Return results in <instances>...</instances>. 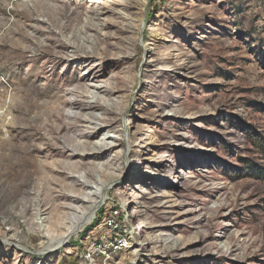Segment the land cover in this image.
Wrapping results in <instances>:
<instances>
[{"label": "rangeland", "instance_id": "obj_1", "mask_svg": "<svg viewBox=\"0 0 264 264\" xmlns=\"http://www.w3.org/2000/svg\"><path fill=\"white\" fill-rule=\"evenodd\" d=\"M74 164L103 200L44 249ZM0 264H264V0H0Z\"/></svg>", "mask_w": 264, "mask_h": 264}, {"label": "bare ground", "instance_id": "obj_2", "mask_svg": "<svg viewBox=\"0 0 264 264\" xmlns=\"http://www.w3.org/2000/svg\"><path fill=\"white\" fill-rule=\"evenodd\" d=\"M93 1H96V0H93ZM144 2H146V0H142V3H144ZM25 18H30V15L28 13L25 14ZM32 29L36 32L39 31V29L35 26L32 27ZM27 37L28 36L26 35L25 38H27ZM30 39H34L36 41V49H33V50L28 49L31 52V59H34V58H37L38 55H40L41 53L44 52V50H43L44 46L40 43L39 39H37L35 37H32ZM74 41L77 43L79 42L78 38L76 37L75 34H73L69 38H65L62 42H60L57 45V47H62L64 49H67L69 46L74 47V45H73ZM76 47H79V46L76 45ZM19 50L21 52H23V51H26L27 48H24L23 50L22 49H19ZM90 55H91V53H90ZM84 96L92 97L94 100H92V101H88V100L83 101L82 100L79 102L82 114L86 110V111H89L88 112L89 118L92 117L93 119H98L100 121L102 119H104V118L98 117V116H96V114L92 113V111L96 108V106L100 105V104H95V103H99L101 100V97L98 95V93L95 92V94H91L87 91L86 94H84ZM93 102H95V103H93ZM99 107H101V106H99ZM67 111L71 112L72 111L71 107H68ZM95 134H97V131H93L90 136L93 137ZM90 138L87 137V139H90ZM128 141H129V139L127 138V144H128ZM113 144H114L113 142H106L105 140H102L99 144V148H103L105 150H110L112 148ZM86 145L88 147L90 146L91 148L95 146V144L93 145L91 143V141H85L84 143H82V146L85 147ZM78 146H81V145L78 143H75V146H71L70 148L66 147L67 150H69L71 153V154L67 153L68 158L70 159V158H72V156L74 154H76L80 157V159L82 161L87 160L88 159L87 157H89V155H87L88 152H85L84 150H78L77 149ZM61 155H63V152L61 153ZM94 156H95V154H94ZM74 167L76 168V172H77V174H79V176L74 177V181L68 187V192L66 191L67 193L66 192L61 193L62 197H64L65 201L63 200V203L60 204L61 209L66 210L68 212L71 211L74 214L70 213L71 216L69 217V220L66 222L65 221L63 222L64 225L61 228L62 231L60 233L53 235V237L48 236V234L45 235L46 239H47V245H45L44 249H51V248L57 247L64 240L69 239L71 235L76 234L84 225L89 224L93 219V216H94L93 213L95 212V209L99 206V202L101 200H103V197H104V191L103 190H105V187L104 188H103V186L100 187V185L98 184L97 181L96 182L95 181H93V182L88 181V179L86 178L87 177V171L85 169H78L79 168L78 165H75V164H74ZM69 180H71V179H69ZM133 196L136 197L138 195L134 194ZM42 223H43V220H41L39 222V225H43ZM60 226H62V225L60 224ZM139 226L141 228H143V227H146L147 224L144 222V220H140ZM39 227H41V226H39ZM150 242H155V240L149 239L146 242V244L150 243ZM43 245H42V247H43ZM138 246H139L138 250H144L146 248L145 243H138Z\"/></svg>", "mask_w": 264, "mask_h": 264}, {"label": "built area", "instance_id": "obj_3", "mask_svg": "<svg viewBox=\"0 0 264 264\" xmlns=\"http://www.w3.org/2000/svg\"><path fill=\"white\" fill-rule=\"evenodd\" d=\"M101 225L102 234L91 243L93 251L107 255L109 252L122 250L126 246V238L120 231L121 219L118 206L108 211L102 218Z\"/></svg>", "mask_w": 264, "mask_h": 264}]
</instances>
